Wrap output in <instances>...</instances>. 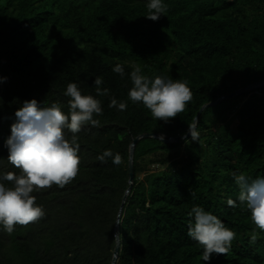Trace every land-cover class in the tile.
Segmentation results:
<instances>
[{
    "label": "trees",
    "instance_id": "1",
    "mask_svg": "<svg viewBox=\"0 0 264 264\" xmlns=\"http://www.w3.org/2000/svg\"><path fill=\"white\" fill-rule=\"evenodd\" d=\"M147 3L0 0V77L6 78L0 80V175L20 172L5 145L24 101L58 103L68 114L64 92L76 83L103 109L94 116L99 126L76 134L77 176L63 188L34 191L44 217L11 234L0 225V264H111L116 231V264H264V231L239 202L231 175L264 178V87L206 108L196 121V144L191 136L177 139L202 106L264 80V0H163L167 10L156 21L145 17ZM117 63L123 78L112 71ZM132 65L150 79L187 81L192 99L185 110L165 123L133 103ZM96 77L109 96L97 95ZM110 97L126 108H109ZM144 134L176 141L143 138L135 145L132 188L116 230L130 187V145ZM109 149L123 163L98 159ZM195 206L235 233L225 255L204 261L203 247L188 236Z\"/></svg>",
    "mask_w": 264,
    "mask_h": 264
},
{
    "label": "clouds",
    "instance_id": "2",
    "mask_svg": "<svg viewBox=\"0 0 264 264\" xmlns=\"http://www.w3.org/2000/svg\"><path fill=\"white\" fill-rule=\"evenodd\" d=\"M146 7L148 15L145 17L153 21L158 20L167 10L163 0H149ZM132 68V87L128 97L133 103H143L154 119L165 123L185 110L192 99L187 81L162 76L150 79L142 74L139 66L132 65ZM112 71L121 78L125 75V69L119 63ZM5 79L0 77V80ZM93 83L98 96H109V89L100 87L102 78L96 77ZM64 95L70 97L68 114L61 110L58 103L44 107L35 99L24 101L15 113L16 121L11 125V135L5 146L9 151V163L20 172L18 175L13 172L0 175V225L9 234L16 225L26 226L44 217L43 207L37 205L34 191L54 184L63 188L77 176L80 145L76 134L85 125L97 127L100 124L94 118L103 115L100 100L92 95H83L76 83H69ZM108 106L124 110L126 103L118 104L115 97H110ZM66 132L72 134L70 139ZM189 132L193 140H198L194 125H189ZM106 158H112L113 164L117 166L123 163L121 154H113L110 149L98 156L101 162H106ZM231 175L239 187V202L246 204L251 211L252 222L264 231V178L250 180L238 171H233ZM228 205L235 206V201L229 199ZM189 216L194 217V222L188 225V236L203 247V260L209 261L213 253L225 255L235 233L202 207H193ZM118 225L116 223L117 229ZM252 239H256L255 235Z\"/></svg>",
    "mask_w": 264,
    "mask_h": 264
},
{
    "label": "water",
    "instance_id": "3",
    "mask_svg": "<svg viewBox=\"0 0 264 264\" xmlns=\"http://www.w3.org/2000/svg\"><path fill=\"white\" fill-rule=\"evenodd\" d=\"M262 87H264V80L256 82V83H253V84H249V85H247V86H245L243 88H240V89L236 90L235 92H233L232 94H230L228 96L218 98L217 100H215L211 104H206V105L202 106L200 108L199 112H198V115L194 119L192 125H194L195 128H196L197 118L206 108L214 107V106L218 105L222 100H225L227 98H233L235 96H240V95H243V94H245L247 92L255 91L257 89H260ZM190 136H191V134H190V132H188L185 136H181V137H179L177 139L184 140V139H188ZM143 138H155V139L162 140L165 143H172V142L176 141L175 138L163 139L161 136H159L157 134H144V135H140V136H138V137H136V138H134L132 140V143L130 145V150H129V159H128V170H129V176H130V178H129L130 187L127 190V192H126V194H125V196L123 198V201H122V204H121V207H120V210H119L117 224L119 223V219H120V216H121L120 214H121V211L123 209L126 197H127V195L129 194V192H130V190L132 188V181H133V177H134V174H133L134 148H135V145ZM116 229H117V227H116ZM119 246H120V241H119V238H118V235H117V231H116V245H115V248H114V253H113V258H112L111 264H116V262H117V256H118V253H119Z\"/></svg>",
    "mask_w": 264,
    "mask_h": 264
},
{
    "label": "rangeland",
    "instance_id": "4",
    "mask_svg": "<svg viewBox=\"0 0 264 264\" xmlns=\"http://www.w3.org/2000/svg\"><path fill=\"white\" fill-rule=\"evenodd\" d=\"M196 141H197V140H194V141H193V142H195L194 144H196ZM149 171H150V172H153V171H154V168H153V169H152V168L149 169ZM143 177H144V174H142V175L140 176L141 179H142Z\"/></svg>",
    "mask_w": 264,
    "mask_h": 264
}]
</instances>
